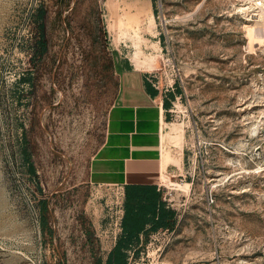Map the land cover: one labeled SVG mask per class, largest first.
I'll return each mask as SVG.
<instances>
[{"label": "rangeland", "instance_id": "1", "mask_svg": "<svg viewBox=\"0 0 264 264\" xmlns=\"http://www.w3.org/2000/svg\"><path fill=\"white\" fill-rule=\"evenodd\" d=\"M262 12L264 0H0V264H107L127 238L126 189L92 163L124 62L149 59L183 168L161 189L175 216L140 235L130 264H264ZM29 71L34 88L18 87ZM23 127L38 177L12 141Z\"/></svg>", "mask_w": 264, "mask_h": 264}, {"label": "crops", "instance_id": "2", "mask_svg": "<svg viewBox=\"0 0 264 264\" xmlns=\"http://www.w3.org/2000/svg\"><path fill=\"white\" fill-rule=\"evenodd\" d=\"M124 63L127 67L121 69L119 92L105 141L93 159L92 176L123 189L154 185L161 191L173 175H181L182 128L168 120L163 93L153 96L147 90V74L156 63L151 59L140 66Z\"/></svg>", "mask_w": 264, "mask_h": 264}, {"label": "trees", "instance_id": "3", "mask_svg": "<svg viewBox=\"0 0 264 264\" xmlns=\"http://www.w3.org/2000/svg\"><path fill=\"white\" fill-rule=\"evenodd\" d=\"M44 8L38 12V19L40 22L41 40L38 42L37 53L44 54L47 51V43L45 41V17ZM40 54V55H41ZM37 57V54H35ZM36 59V58H34ZM17 86L23 84L34 88L35 76L29 71V73L23 74L17 80ZM146 86L148 92L157 96L159 90L156 89L151 82L146 80ZM20 99V98H19ZM19 101H22L19 100ZM165 108L169 109L171 104L165 101ZM24 132L22 136L14 135V146H18L19 155L23 156L25 162H27L28 172L31 176L38 177L36 164L33 161L32 145L28 136V131L23 127ZM13 156H16V152H13ZM126 214L123 221L124 232L127 233V238L121 240L115 247L114 251L110 254L107 264H130L127 251L136 241H140V235L144 233L150 226L153 231L160 228L169 226V221L175 216V211L167 210V204L162 199V192L158 190L154 185H127L126 186ZM40 191H43L40 187Z\"/></svg>", "mask_w": 264, "mask_h": 264}, {"label": "built area", "instance_id": "4", "mask_svg": "<svg viewBox=\"0 0 264 264\" xmlns=\"http://www.w3.org/2000/svg\"><path fill=\"white\" fill-rule=\"evenodd\" d=\"M254 16H255V17H258L259 15H256V14H255Z\"/></svg>", "mask_w": 264, "mask_h": 264}, {"label": "bare ground", "instance_id": "5", "mask_svg": "<svg viewBox=\"0 0 264 264\" xmlns=\"http://www.w3.org/2000/svg\"><path fill=\"white\" fill-rule=\"evenodd\" d=\"M263 13V12H262ZM264 14V13H263ZM251 30V29H250ZM254 30V29H253ZM253 36V35H252Z\"/></svg>", "mask_w": 264, "mask_h": 264}]
</instances>
